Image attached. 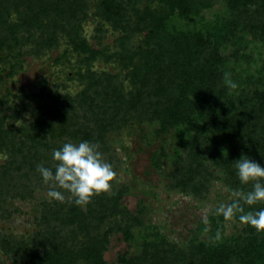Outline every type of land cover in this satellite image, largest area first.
I'll use <instances>...</instances> for the list:
<instances>
[{"label":"trees","instance_id":"1","mask_svg":"<svg viewBox=\"0 0 264 264\" xmlns=\"http://www.w3.org/2000/svg\"><path fill=\"white\" fill-rule=\"evenodd\" d=\"M142 3L145 7L139 8ZM219 3L225 6L226 14L207 22L205 11ZM13 5L18 14L14 23L7 18L10 9L4 0L0 7V27L6 41H11L14 49L29 41L52 47L64 33L71 51L85 66L79 78L86 80L81 98L70 100L69 108L47 81L40 84L38 93H20L15 97L18 103L16 100L11 105L7 103L15 95L7 92L3 103L6 111L0 108V154L8 152L17 170L29 167L39 173L37 167L42 165L55 171L52 154L62 148L58 144L62 141H89L98 144L100 151L106 146L108 132L124 128L132 115L158 124L161 134L175 135L180 149L174 157L175 189L197 196L206 193L205 182L212 177L208 163L224 171L231 189H252L251 183L239 180L235 161L247 156L264 166V89L250 93L239 87L230 89L224 73L233 69L232 59H240L247 45L243 33L264 40V0H99L96 16L122 33L114 52L109 47L90 45L82 35L87 0H15ZM137 32L144 38L139 46L131 47ZM37 33L40 38L46 35L45 39L37 38ZM231 47L233 58L226 53ZM100 59L119 65L132 85L129 92L125 91L122 74L92 71ZM6 79L0 72V83ZM249 81L253 83V79ZM34 102L38 114L35 122L15 130ZM76 102L82 116L76 112ZM7 192L8 188L0 184V196ZM121 200V194L110 196L106 192L94 196L87 210L75 200L62 209L45 207L42 218L46 224L74 227L71 235L77 242L75 248L66 240L59 242L55 235L38 233L31 242L5 240L3 251L14 261L21 257V264H107L105 253L112 234L122 233L127 243L135 240L133 224H118L104 234L94 233L106 218L130 214ZM244 207L259 211L264 209V202ZM212 226L213 230L220 228L215 222ZM222 235L220 241L194 235L187 246L180 247L158 233L152 234L145 237L140 253L126 252L118 262L264 264V232L245 225L243 234ZM0 264L6 263L0 260Z\"/></svg>","mask_w":264,"mask_h":264},{"label":"rangeland","instance_id":"2","mask_svg":"<svg viewBox=\"0 0 264 264\" xmlns=\"http://www.w3.org/2000/svg\"><path fill=\"white\" fill-rule=\"evenodd\" d=\"M2 1L0 0V7ZM98 1L87 0V16L81 19L82 35L90 45L96 48L109 47L114 52L122 33L96 16ZM13 3L15 0H4L5 6L10 9L7 18L12 23L18 20ZM144 7L145 3L139 6ZM219 14H226V8L221 3L205 11V19L212 22ZM2 17L0 13V24ZM2 29L3 27H0V72L7 79L0 83V108L6 111L7 106L3 103L5 98H8V91L15 95L9 98L10 102L7 104L11 105L16 102L15 97L20 93H38L40 84L44 81L48 82L54 94L61 96V102H64L67 108L70 100L77 101L81 98L86 80H81L78 73L80 70L84 73L85 66L78 55L71 51L64 33L59 34L58 44L52 47L29 41L14 49V44L4 38ZM39 36L40 33H37L36 37L40 38ZM241 36L247 37V45L242 47L240 59L231 56L233 47L226 52L227 56L234 57L231 61L233 69H229L227 73H230L231 80L239 88L248 90L249 93L264 89V40L258 36L253 38L251 33H243ZM45 37L46 35L40 39ZM143 38L144 34L135 33L130 46H139ZM92 71L99 74H122L123 77L120 78L124 82L125 91L129 92L132 88L115 62L107 63L100 59L92 65ZM10 74L13 76L10 77ZM250 79H253L252 84ZM75 104L76 112L82 116L79 104ZM35 105L36 102L16 125L15 130L35 122L38 117ZM145 120L147 119L140 121L130 115L124 128L108 132L106 146L100 149L104 160L111 163L117 173L108 194H121V201L130 214L106 218L94 233L104 234L112 227L116 228L118 224H133L135 233L132 243H127L120 232L110 236L105 253L107 264H119V256L126 252L140 253L145 237L156 233L180 247L187 246L194 235L201 240L214 241L217 229L221 230L222 236L225 237L243 234L245 225L237 220L238 215L232 221H225L222 215H215V210L220 204L231 203L233 199V189L227 186L224 171L208 163L207 169L212 177L207 178L209 181L205 182V186L208 191L201 196L175 189L173 177L177 171L174 161L180 151L177 139L172 132L161 134L158 124L151 125ZM58 144L63 146L64 141ZM11 161L13 159L8 152L0 154V184L9 191L7 195L0 196V260L6 264H21V257L14 261L6 256L2 248L3 242H31L38 233L55 235L59 242L64 243L66 240L69 247L75 248L77 242H73L71 235L74 227L63 226L58 222L48 225L42 218L46 206L62 209L74 201V198L67 192L64 193V202L49 198V185L44 183L40 173H35L29 167L17 170ZM82 208L87 210L86 206ZM205 214L208 216L210 229L207 233L204 232L203 223ZM130 216H135V219ZM213 222L220 228L213 230ZM82 238L81 235L79 241H82Z\"/></svg>","mask_w":264,"mask_h":264},{"label":"clouds","instance_id":"3","mask_svg":"<svg viewBox=\"0 0 264 264\" xmlns=\"http://www.w3.org/2000/svg\"><path fill=\"white\" fill-rule=\"evenodd\" d=\"M224 82L230 89L238 87L231 80L230 73H224ZM98 149V144L82 141L78 144L66 142L61 149L54 150L52 156L56 162L55 171L42 165L37 167L44 183L49 185L47 196L64 202L66 199L64 193L67 192L77 205L86 206L94 196L109 192L112 182L117 178V173L113 165L104 160ZM235 168L241 183H251L252 189L247 192L233 190L232 202L220 204L215 210V215H222L225 221H232L239 214L240 223L249 225L258 232H264V209L246 211L244 207V205L254 206L264 202V166L243 156L235 161ZM203 223L204 232L207 233L210 230L207 214L203 216ZM214 239L216 241L222 239L219 229Z\"/></svg>","mask_w":264,"mask_h":264}]
</instances>
